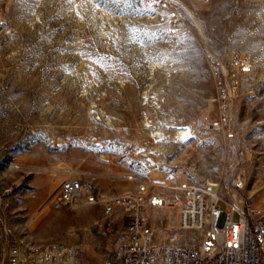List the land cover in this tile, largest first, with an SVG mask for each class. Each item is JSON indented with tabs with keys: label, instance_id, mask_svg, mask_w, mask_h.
Here are the masks:
<instances>
[{
	"label": "rangeland",
	"instance_id": "374dc122",
	"mask_svg": "<svg viewBox=\"0 0 264 264\" xmlns=\"http://www.w3.org/2000/svg\"><path fill=\"white\" fill-rule=\"evenodd\" d=\"M182 2L174 35L136 0H0V264L21 241L80 245L85 264L119 256L126 214L88 196L139 184L169 201L149 216L174 243L200 241L175 228L184 181L220 183L224 211L264 212V0ZM224 110L226 129H208ZM73 172L85 193L67 206Z\"/></svg>",
	"mask_w": 264,
	"mask_h": 264
},
{
	"label": "built area",
	"instance_id": "2783aa9c",
	"mask_svg": "<svg viewBox=\"0 0 264 264\" xmlns=\"http://www.w3.org/2000/svg\"><path fill=\"white\" fill-rule=\"evenodd\" d=\"M191 1L201 4L210 2ZM182 3V0H136L139 9L164 13L168 32L174 35L182 25V18L174 8ZM234 67L244 73L251 72V67L244 61H236ZM214 79L224 107H227L229 83L219 71L214 73ZM229 119L224 110L217 120L207 123L206 127L223 131ZM68 175L61 184L58 197L67 206L81 199L85 193L80 174L73 172ZM180 191L182 203L175 228L184 232L186 240L199 237L198 243H174L161 239L149 212L165 208L169 201L162 195L149 193L145 185L139 184L135 194L119 195L108 201H101L90 194L87 204L104 203L105 217L110 218L118 211L126 214L128 240L122 245L119 256L109 255L102 264H264V212L248 213L232 202L230 209L224 211L221 208L220 183L187 180L181 183ZM236 214L239 215L238 221L234 219ZM166 227L172 230V227ZM106 230H112L111 223ZM2 264H85V259L83 249L77 244L21 241L9 247Z\"/></svg>",
	"mask_w": 264,
	"mask_h": 264
},
{
	"label": "bare ground",
	"instance_id": "6f19581e",
	"mask_svg": "<svg viewBox=\"0 0 264 264\" xmlns=\"http://www.w3.org/2000/svg\"><path fill=\"white\" fill-rule=\"evenodd\" d=\"M180 137H181L182 140H184V141H188L189 139L192 138L191 136H188V133H186V132H181V133H180ZM211 183H212V182H211ZM215 184H216V183H215ZM241 185H243V184H241ZM69 231H70V232H74V228H70Z\"/></svg>",
	"mask_w": 264,
	"mask_h": 264
}]
</instances>
